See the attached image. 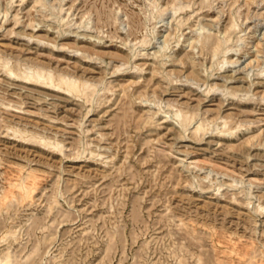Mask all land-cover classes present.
<instances>
[{
    "label": "rangeland",
    "instance_id": "1",
    "mask_svg": "<svg viewBox=\"0 0 264 264\" xmlns=\"http://www.w3.org/2000/svg\"><path fill=\"white\" fill-rule=\"evenodd\" d=\"M0 264H264V0H0Z\"/></svg>",
    "mask_w": 264,
    "mask_h": 264
},
{
    "label": "bare ground",
    "instance_id": "2",
    "mask_svg": "<svg viewBox=\"0 0 264 264\" xmlns=\"http://www.w3.org/2000/svg\"><path fill=\"white\" fill-rule=\"evenodd\" d=\"M39 78H41V76H39ZM48 79H49V77H48ZM54 144V143H53Z\"/></svg>",
    "mask_w": 264,
    "mask_h": 264
}]
</instances>
